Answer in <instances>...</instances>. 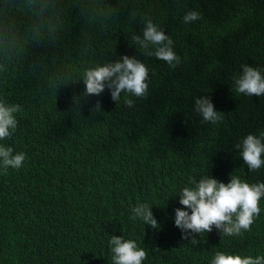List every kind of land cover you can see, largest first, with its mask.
<instances>
[{"label": "trees", "instance_id": "obj_1", "mask_svg": "<svg viewBox=\"0 0 264 264\" xmlns=\"http://www.w3.org/2000/svg\"><path fill=\"white\" fill-rule=\"evenodd\" d=\"M193 10L202 18L185 24ZM146 20L172 39L175 67L133 42ZM123 55L148 68L146 97L84 96L85 70ZM242 64L264 72V0H0V101L22 108L0 143L26 154L21 169L0 172V264H112L113 235L146 248L143 264L264 255V199L242 237L213 227L194 245L174 226L189 178L264 182V168L249 172L234 147L264 132V96L234 90ZM201 97L216 123L195 110ZM142 202L157 229L129 218Z\"/></svg>", "mask_w": 264, "mask_h": 264}, {"label": "clouds", "instance_id": "obj_2", "mask_svg": "<svg viewBox=\"0 0 264 264\" xmlns=\"http://www.w3.org/2000/svg\"><path fill=\"white\" fill-rule=\"evenodd\" d=\"M199 11H188L183 16L185 24L200 20ZM143 38L134 35L132 40L145 51L147 56L166 62L175 67L180 61L173 47L172 39L150 20L145 21ZM154 49L148 51L149 46ZM242 71L233 77L234 90L244 96H264V72L258 67L242 64ZM148 68L136 57L121 56L120 60L102 66L86 69L84 72V96L99 97L105 89L110 93L113 102L121 99V93H128L137 98H144L148 93ZM133 101L125 100L132 106ZM101 101L97 100L92 110L99 111ZM195 110L203 121L216 123L222 117L215 110L208 97L195 100ZM18 104H5L0 101V142L10 139L17 130L16 114L21 113ZM264 132L248 134L234 145L249 172H258L264 168ZM26 154L15 152L11 146L0 143V172L19 170L24 166ZM182 208L174 209V226L179 228L182 239L191 238L197 244L195 235L203 236L211 232L213 227L221 236L242 237L252 231V225L261 214L260 201L264 199V182H248L238 175L230 174L228 183L218 181L209 175L198 180L189 178L187 184L176 192ZM148 202L137 203L130 209V219L140 221L153 229L159 227ZM190 210V212H189ZM112 264H143L148 252L133 239L123 236H111L108 240ZM209 264H264V255H241L227 251H216Z\"/></svg>", "mask_w": 264, "mask_h": 264}]
</instances>
